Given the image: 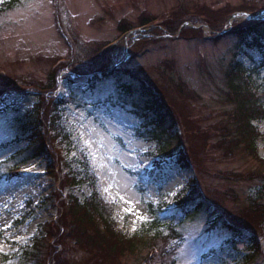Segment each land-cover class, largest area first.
Returning <instances> with one entry per match:
<instances>
[{
	"label": "rangeland",
	"instance_id": "1",
	"mask_svg": "<svg viewBox=\"0 0 264 264\" xmlns=\"http://www.w3.org/2000/svg\"><path fill=\"white\" fill-rule=\"evenodd\" d=\"M7 1L0 0V8ZM256 1L19 0L12 8L0 9V90L3 93L0 99L5 105H0V109L14 106L18 111H40L45 103L44 107L49 110L48 119H51L49 133L56 137L52 140L54 155L46 154L43 158L19 163L14 167L16 174L11 177L3 171L7 168L6 160L25 147V143L9 144L0 149V252L9 257L16 256L36 237L45 236L42 224L59 219L56 192L62 190V198L73 194L80 200L89 195L90 187L86 181L73 189L63 184L60 189L61 185L46 172V162L49 161L51 164L61 163L58 167L63 169L60 183L67 175L63 163H70L77 177L86 175L84 169L87 168L89 175L96 179L94 184L102 200L113 203L112 218L122 233L130 235L147 225L153 218L152 210L159 204L171 208L187 180L193 176L192 168L172 165L168 156L160 154L156 142L142 134L145 131L142 119L124 107L103 101L108 95L107 89H90L88 78L93 73L104 74L115 65L116 68L129 69L168 95H172L170 91L176 87L173 82L180 81L184 86L182 90L188 95L194 92L200 96L188 98L186 110L198 120L200 128L210 127L220 118L217 115L224 108L220 102L221 90L225 89V74L234 59L246 68L249 84L264 90V54L257 50L258 47L247 49L246 45L238 44L237 35L231 33L235 25L264 20V13L260 12L264 8H256L264 5V0ZM249 5L254 12L248 11ZM179 6L187 10V18L197 16H192V24L186 23L177 31L165 32L160 24L169 18L170 10ZM246 13L252 15L251 18H247ZM141 18L154 20L143 30H137L138 35L133 34L135 31L132 35L120 34V23L132 29L139 28ZM208 18L212 21H207ZM259 23L264 29V22ZM153 25H157L153 28H157L154 39L150 33L155 32L150 29ZM191 25L196 32L187 31V35L181 36V29ZM130 37L134 40L133 46L128 45ZM67 40L71 41L69 49ZM260 40L264 44V38ZM72 56L78 59L72 69L59 67L55 75L56 89H47L50 86L48 74L60 64H68ZM67 74L73 79L71 85ZM69 93L80 103L78 106H56L55 101H50L54 97L68 99ZM45 97H49L47 101H43ZM9 114L0 115V142L4 143L16 132ZM254 124L264 135V120L254 121ZM182 127L177 123L174 130L181 133ZM256 145L257 155L264 158V139L257 141ZM205 156L208 160L200 166L204 165L207 174L200 173L196 179L209 191L222 192L221 212L225 216L228 210L235 208L226 197L227 191L236 192L242 198V194L254 191L255 183L226 180L222 176L229 177L230 171L239 175L255 166L242 154L234 159H223L220 154L217 156L208 150ZM161 160L166 161L162 164L163 174L155 182H150L141 171L152 170ZM185 190L183 194L189 188ZM212 209L210 207L207 213ZM213 218L214 215L210 214L207 219L201 216L183 222L179 227L183 240L176 254V264L240 263L241 256L246 253L244 244H239L238 250H232L223 243L224 252L201 258L202 253L223 240L219 233L206 232L207 221ZM61 241H64L63 246L46 242L47 247L54 246L58 252L57 260H46V264H89L83 262L89 258L84 247L75 246L74 250L66 251L68 241L65 238ZM260 245L264 248V237ZM117 262L134 263L128 255L120 256Z\"/></svg>",
	"mask_w": 264,
	"mask_h": 264
},
{
	"label": "trees",
	"instance_id": "2",
	"mask_svg": "<svg viewBox=\"0 0 264 264\" xmlns=\"http://www.w3.org/2000/svg\"><path fill=\"white\" fill-rule=\"evenodd\" d=\"M18 1L9 0L0 9L12 8ZM256 2L260 3V0ZM256 8L262 9L264 5ZM186 11L183 6L170 10L167 15L169 18L162 21L160 26L165 32L177 31L183 22L187 20L192 22V16H197L191 15L187 18ZM248 11L255 10L249 5ZM154 18H141L142 21L138 26L144 28ZM201 20L206 22V19ZM207 21L212 20L208 18ZM207 24L214 28L212 24ZM260 25L259 22L235 25L231 33L237 35L238 44L246 45L247 49L258 47L257 50L264 54V44L260 40L264 38V29ZM154 27L157 25L150 28L155 31H150L153 34L152 39L157 32V28L153 29ZM130 29H132L130 26L119 24L120 34ZM187 31L196 32L195 28L189 26L181 29L180 35H187ZM129 44L133 46L134 40L130 39ZM75 61H78L77 56H72L68 64H61L53 69L47 76L50 84L47 89L54 91L55 85L57 86L55 75L61 68L72 69ZM245 71L246 68L240 61L234 59L231 68L225 74V89L221 90L220 102L224 108L221 113H218L219 115L216 114L220 117L216 123L207 128H200L197 125L198 120L186 110L187 99L190 97L193 99L199 95L194 92L188 95L189 93L182 90L184 86L180 81L173 82L176 85L175 90L172 89L170 92L173 94L168 95L166 91L155 89L129 69L114 68L104 74L90 76L88 78L90 89H107L108 95L103 101L124 107L135 117L142 119V126L145 129L142 134L156 142L160 154L168 156L172 165L184 169L192 168L193 176L187 180L182 193L176 197L171 208H168L167 204H159L157 209L152 210V220L147 225H143L138 232L129 235L122 233L116 227L112 218L113 203L102 200L94 184L96 179L89 175L87 168L84 169L86 175L77 177L71 164L63 163L62 166L67 169V175L63 176L60 183L63 169L58 167L61 163L46 162V172L61 185L60 189L63 184H68L67 186L73 189L86 181L90 187V193L80 200L73 194L62 198V190L56 192L59 205L58 221L43 223L45 236L36 237L31 245L22 248L20 254L9 257L0 253V264L12 261H16L17 264H46V260L50 259L54 262L57 260L58 252L54 246L47 247L46 242L50 241L53 244L55 242L56 245L63 246L64 241L60 242L63 238L68 241L66 251L74 250L75 246L79 249L84 247L83 251L89 255V258L83 262L89 264H119L117 261L122 255L131 256L134 262L132 264H176V254L183 240L179 227L186 220L193 221L201 216L207 219L210 214L214 215V218L210 221L205 220L209 224L206 232L219 233L223 240L219 245L202 253V259L224 252L223 243L232 250H238V245L244 244L246 253L241 256L238 264H258L259 261L264 264V248L260 245L261 238L264 237V158H259L257 155L256 145L257 141L264 139V135L254 125V121L264 119V90L249 84V76H245ZM66 77L68 84L71 85L73 80L69 75ZM2 95L0 90V96ZM48 98L42 99L47 101ZM70 98H72L71 94ZM68 100L70 99L55 97L50 99L51 102L55 101L53 104L56 106H62ZM3 102L4 100L0 99V105H3ZM44 105L45 103H42L40 111L38 109L18 111V108L14 106L0 109V115L11 113L9 116H11V122L15 124L16 131L9 141L0 142V149L8 147L9 144L25 143V147L15 151L6 160L7 168L3 171L7 177L16 174L17 169L14 167L19 163L56 153L52 147V140L56 137L50 136L48 123L51 119H48L49 110L47 111ZM176 110H180L183 114ZM177 123L183 126L181 133L174 130ZM208 150L217 153V156L220 154L223 159H234L238 154H242L255 166L252 170L240 172L239 175L230 171L232 174L228 175L229 177L222 176L226 180L238 179L255 183L254 191L242 194V198L238 197L236 192L227 191L226 197L235 208L227 209L225 216L221 212L220 201L224 200L222 192L214 188V191H209L196 179L200 173L207 174L204 165L200 166V164L208 160L205 156ZM73 162L74 159H72ZM165 162L157 161L152 170H144L141 173L147 175L150 182H155L163 174L162 164ZM82 165L85 167L84 163ZM205 167L209 169L206 164ZM0 188H2L1 184ZM188 188L187 193L183 194ZM210 207L213 209L207 213Z\"/></svg>",
	"mask_w": 264,
	"mask_h": 264
},
{
	"label": "snow or ice",
	"instance_id": "3",
	"mask_svg": "<svg viewBox=\"0 0 264 264\" xmlns=\"http://www.w3.org/2000/svg\"><path fill=\"white\" fill-rule=\"evenodd\" d=\"M173 195H175V193H173ZM133 231H135V229H133Z\"/></svg>",
	"mask_w": 264,
	"mask_h": 264
}]
</instances>
